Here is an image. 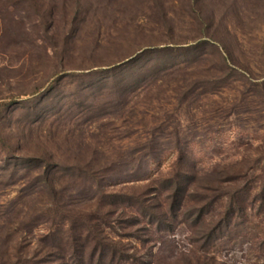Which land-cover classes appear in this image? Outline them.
Segmentation results:
<instances>
[{
	"label": "rangeland",
	"instance_id": "obj_1",
	"mask_svg": "<svg viewBox=\"0 0 264 264\" xmlns=\"http://www.w3.org/2000/svg\"><path fill=\"white\" fill-rule=\"evenodd\" d=\"M261 170L264 0H0V264H264Z\"/></svg>",
	"mask_w": 264,
	"mask_h": 264
},
{
	"label": "trees",
	"instance_id": "obj_2",
	"mask_svg": "<svg viewBox=\"0 0 264 264\" xmlns=\"http://www.w3.org/2000/svg\"><path fill=\"white\" fill-rule=\"evenodd\" d=\"M259 173H261L257 179H256V185L258 186V192L256 195V198L259 201H264V170H261ZM183 177L178 173L175 178L170 182L169 186V191L171 193V204L168 206V211L171 213H174V215L177 217L178 214L181 212L182 208L185 205V202L192 197L195 196L197 197V203L201 207H203L200 211V213L193 214V216L197 217L194 220V224L200 225L203 221L202 219L204 218L205 215H207L206 209L211 204V198L206 194L207 188L199 186L197 182V177L196 175L194 176L193 174L189 173V176H187V181L183 182L184 180L182 179ZM233 183V180H229V182ZM235 183V182H234ZM238 183V179H237ZM238 185V184H237ZM197 189L199 190H205V194H195L194 192H197ZM243 190L240 188H237V193H230L226 194L225 197L227 198L228 205L226 206L225 212H224V218L220 222V227L218 232L220 233L219 235H224L222 232L226 231L229 233L231 231V226L234 221V219L239 217L241 214L244 212V208L241 202V194ZM205 195V196H204ZM209 205V206H208ZM62 211V209H60ZM159 211V210H158ZM147 212V211H146ZM167 213L164 210H161L160 212H148L147 216H150V219H153V224L157 225L159 227L160 225H163L167 216ZM139 213L143 214L144 212ZM66 219L68 220L69 227L72 230H79V234H84L86 231L89 234H92V239L95 242L96 245V250L99 252V257L104 258L106 252L111 253V258L113 259L116 257V255L119 253L122 258L124 257V253L121 251H118V246L115 244L112 246V250L110 249L111 247H108L106 242L104 241V238L101 237V235L96 236L94 234H97L96 227H99V225L96 226H91L86 224V221L81 220V218L76 217V214L74 212L69 211L66 212ZM173 215V216H174ZM84 231V232H83ZM94 235V237H93ZM98 235V234H97ZM90 237V236H89ZM220 238V236H218ZM85 239H87V235L85 236ZM106 257V256H105ZM109 258V257H108Z\"/></svg>",
	"mask_w": 264,
	"mask_h": 264
}]
</instances>
